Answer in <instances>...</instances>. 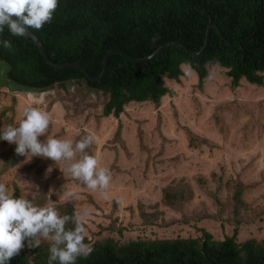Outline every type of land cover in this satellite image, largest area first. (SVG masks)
Here are the masks:
<instances>
[{"label": "rangeland", "instance_id": "obj_1", "mask_svg": "<svg viewBox=\"0 0 264 264\" xmlns=\"http://www.w3.org/2000/svg\"><path fill=\"white\" fill-rule=\"evenodd\" d=\"M181 69L178 83L166 81L169 92L158 107L132 103L120 121L103 117L105 99L81 85L43 93L0 88V130L18 126L26 107H38L52 120L41 142L50 135L75 143L93 134L97 142L86 152L112 177L104 199L99 189L60 170L69 162L42 157L25 162L16 145L4 141L0 183L24 198L42 196L44 205L88 209L86 238L92 243L198 238L201 229L216 240L237 230V242L264 241V87L241 80L232 89L220 65L209 66L200 85L188 65ZM190 137L197 147L189 146ZM238 189L241 204L232 200ZM164 190L172 196L183 191L186 200L167 207ZM65 192L72 193V202Z\"/></svg>", "mask_w": 264, "mask_h": 264}, {"label": "trees", "instance_id": "obj_2", "mask_svg": "<svg viewBox=\"0 0 264 264\" xmlns=\"http://www.w3.org/2000/svg\"><path fill=\"white\" fill-rule=\"evenodd\" d=\"M29 30L52 62L79 64L92 77L101 73L104 56L112 49L142 59L171 42H180L193 53L206 44L199 56L171 46L145 63L112 55L105 76L93 82L79 69L50 67L28 36H12L7 27L0 33V41L10 40L13 45V51H9L0 44V62L8 66L6 78L11 84L37 93L80 84L86 93L105 99L103 117L118 121L132 103L148 102L158 107L169 92L166 81L178 83L184 76L182 65L195 72L198 85L206 79L209 66L220 65L226 69L232 89L241 80L264 87V0H59L51 23L40 30ZM188 144L197 147L194 137ZM182 192L172 196L164 190L162 201L171 208L177 202L184 203ZM240 192L238 189L232 197L237 204L242 203ZM19 193L16 189L12 195L21 198ZM34 203L43 206L44 197H36ZM55 207L61 215L74 211L68 203ZM237 209L234 206V212ZM73 227L71 223L66 225ZM200 232L198 238L124 243L112 238L92 243L85 238L93 251L86 259L78 258L76 264H264V241L237 242V230L222 240L213 239L203 229ZM48 257V241L42 239L40 247L29 248L25 240L19 254L7 264H48Z\"/></svg>", "mask_w": 264, "mask_h": 264}, {"label": "clouds", "instance_id": "obj_3", "mask_svg": "<svg viewBox=\"0 0 264 264\" xmlns=\"http://www.w3.org/2000/svg\"><path fill=\"white\" fill-rule=\"evenodd\" d=\"M58 3L59 0H0V33L7 27L12 36L25 37L28 29H42L46 23H51ZM0 44L13 51L10 40H2ZM51 123L47 111L26 107L18 126L9 124L0 130V140L15 144V153L25 156V162L33 157L69 162L66 169H60L64 174H70L92 191L99 189L103 198L108 199L111 174L100 166L97 156L86 152L97 142L96 137L87 134L74 143L71 139L49 135L41 142L38 138L47 133ZM63 195L72 202L71 192ZM34 200L35 195L31 200L23 196L15 198L8 187L0 183V264H7L19 254L25 240L29 248L40 247L42 239L49 242L48 264H76L78 258H88L93 248L85 243V224L91 212L74 209L72 215H61L54 202L36 206ZM69 223L74 227L66 228Z\"/></svg>", "mask_w": 264, "mask_h": 264}, {"label": "water", "instance_id": "obj_4", "mask_svg": "<svg viewBox=\"0 0 264 264\" xmlns=\"http://www.w3.org/2000/svg\"><path fill=\"white\" fill-rule=\"evenodd\" d=\"M13 19H16V17L14 16ZM210 29L211 26L208 27L207 29V33H206V40H208L209 38V33H210ZM33 42L34 44L37 46L40 54L42 55L44 61L52 68L55 69H66V68H76L81 70V72L85 75V77L90 80V81H100L106 74L107 72V66H108V62H109V58L112 55H120L124 58H127L129 61L134 62V63H145L148 60L152 59L154 56L158 55L159 53H161L164 49L171 47V46H179L182 47L186 52L190 53L192 56H199L201 55L205 48H206V44L204 45V47L202 48V50L200 52L197 53H193L190 52L188 50V48L180 43V42H171L168 44H165L164 46H161L160 48H158L156 51H154L150 56L146 57V58H142V59H137V58H133L132 56L126 54L125 52L121 51V50H110L107 52V54L104 56V60H103V68L101 73L97 76V77H92L88 74V72L86 71V69L84 67H82L79 64L76 63H64V64H56L54 62H52L46 52L45 49L42 45V43L39 41V39L31 33V31L28 29V35H27ZM8 71V66L3 63L0 62V88H5L8 92H18L20 90L19 87L14 86L13 84L10 83V81L6 78V73ZM80 85V84H79ZM69 90V89H68Z\"/></svg>", "mask_w": 264, "mask_h": 264}, {"label": "bare ground", "instance_id": "obj_5", "mask_svg": "<svg viewBox=\"0 0 264 264\" xmlns=\"http://www.w3.org/2000/svg\"><path fill=\"white\" fill-rule=\"evenodd\" d=\"M29 96H32L31 94Z\"/></svg>", "mask_w": 264, "mask_h": 264}, {"label": "flooded vegetation", "instance_id": "obj_6", "mask_svg": "<svg viewBox=\"0 0 264 264\" xmlns=\"http://www.w3.org/2000/svg\"><path fill=\"white\" fill-rule=\"evenodd\" d=\"M30 95V93H28Z\"/></svg>", "mask_w": 264, "mask_h": 264}]
</instances>
